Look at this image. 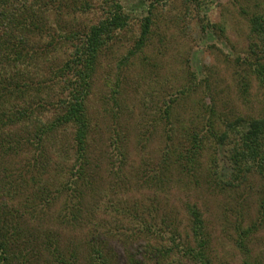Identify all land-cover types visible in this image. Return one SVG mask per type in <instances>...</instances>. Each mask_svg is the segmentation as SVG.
I'll use <instances>...</instances> for the list:
<instances>
[{
    "label": "trees",
    "instance_id": "16d2710c",
    "mask_svg": "<svg viewBox=\"0 0 264 264\" xmlns=\"http://www.w3.org/2000/svg\"><path fill=\"white\" fill-rule=\"evenodd\" d=\"M121 1L100 0L103 17L81 26L78 18L94 9L90 0H0V128L17 127L0 134V264H149L148 251L164 247L147 244L150 250L119 253L106 238L112 233L103 234L97 228L94 214L104 160L90 154L93 131L87 101L94 90L99 58L134 20ZM161 2L168 0H141L139 7L146 15L132 48L122 58L126 63L150 40L152 12ZM184 3L202 8L199 0ZM248 25L258 44L251 46L250 55L234 62L241 71L250 68L264 88V16L249 14ZM116 93L111 92V99ZM188 94L187 88L182 89L160 108L164 150L156 166L140 172V184L155 193L164 192L175 181L199 191L239 194L249 190L253 181L264 183V116L228 118L213 104L202 106L203 121L181 125L182 139L177 140L175 107ZM113 113L117 125L109 138L111 150L102 157L110 166L109 174L117 176L123 173L127 154L121 144L120 117ZM57 137L71 145L69 167L55 164L48 152L46 143H55ZM25 149L31 154H23ZM205 150L210 156L203 162ZM21 155L22 163L14 164ZM52 167L53 174L47 176ZM261 195L256 221L241 231L244 236L237 242L245 256L242 264H257L245 239L264 224V191ZM185 210V236L170 223L156 226L152 216L141 221L134 215L130 222L140 227L130 235L122 231L118 241L125 243L140 235L159 239L170 247L162 250L174 251L188 264H210V236L202 212L196 204H186ZM79 228L86 230L82 240L63 235Z\"/></svg>",
    "mask_w": 264,
    "mask_h": 264
},
{
    "label": "rangeland",
    "instance_id": "374dc122",
    "mask_svg": "<svg viewBox=\"0 0 264 264\" xmlns=\"http://www.w3.org/2000/svg\"><path fill=\"white\" fill-rule=\"evenodd\" d=\"M199 1L201 9L187 5L184 0H168L156 5L151 16V38L141 53L127 63L122 58L132 48L140 32V20L146 14L143 7H139L141 0L121 1L134 15V20L126 32L116 35L112 48L99 58L94 90L87 101L93 131L90 154L104 160L100 169L102 190L96 197L97 212L94 214L101 226L97 225L99 231L103 234L110 231L113 237L107 234L106 238L119 253L126 254L130 250H150L147 244L170 248L166 241H151L141 235L129 237L125 243L119 242L122 231L130 235L133 229L140 227L136 221L133 224L130 222L132 216L141 221H150L152 216L156 226L170 223L171 227L176 226L182 231L181 236H185L188 233L185 206L196 204L210 236V250L207 251L210 264H242L245 256L237 242L244 236L241 231L256 221L258 203L263 195L261 191H264L263 182L253 181L249 190L239 194H216L192 189L188 184L180 185L175 181L168 183L165 188H169L164 192L155 193L139 181L140 172L156 166L164 150L165 126L164 121L159 119L160 108L180 90L187 88L189 94L184 102L175 107L173 127L174 132L177 130V140L182 139L181 125L190 127V121L198 125L203 121L206 114L200 109L202 106L213 104L218 113L228 118L234 115L246 119L264 116V88L250 68L241 71L234 62L235 58L243 60L250 55L251 46L258 44L250 32L248 15L264 16V0ZM90 3L94 9L80 17L81 20L78 18L81 26L95 23L103 17L102 10L98 9L100 0H90ZM113 90L117 93L111 99ZM113 112L120 117L121 144L127 154L123 173H117V176L109 174L110 166L102 157L111 150L108 147L109 138L112 128L117 125L111 116ZM15 130L17 127H2L0 134L6 135ZM56 139L55 143L52 140L46 143L48 152L55 164L69 167L71 145L65 139ZM66 139L68 141L69 137ZM31 152L25 149L23 154ZM23 156L13 163L21 164ZM209 156L205 150L201 155L203 162ZM53 169L47 176L53 174ZM60 205L61 202L57 203L55 208ZM85 233V229L79 228L70 233L64 231L63 235L82 240ZM245 242L255 262L264 264V224ZM163 248L148 251L152 256L147 254L151 260L146 261L149 264L157 261L160 264H188L174 251L167 253Z\"/></svg>",
    "mask_w": 264,
    "mask_h": 264
}]
</instances>
